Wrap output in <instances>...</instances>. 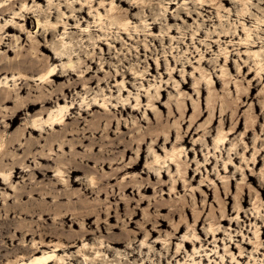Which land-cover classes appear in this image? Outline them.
<instances>
[{
    "label": "rangeland",
    "instance_id": "374dc122",
    "mask_svg": "<svg viewBox=\"0 0 264 264\" xmlns=\"http://www.w3.org/2000/svg\"><path fill=\"white\" fill-rule=\"evenodd\" d=\"M2 6L7 16L0 14V34L7 25L11 29L2 34L6 46L0 48V62L27 58L19 68L0 70V91L11 93L10 102L0 104V165L18 171L13 187L0 184L3 264L33 255L31 236L16 234L21 224L30 227L43 219L40 226L46 232L61 228L50 215L26 217L27 210L40 203H53L49 206L69 214L68 219L76 208L81 212L89 248H82L77 238L80 226L70 228L67 223L62 230L67 235L76 231V238L71 233L73 239L66 240L75 247L56 252L65 257V264H264V74L256 73L255 64L264 61V0H0ZM31 65L33 73L27 68ZM54 65L59 73L70 69L74 74L51 78L47 84L35 80ZM18 72L29 78L23 92L15 91L18 85L11 80ZM43 96L52 102H41ZM36 100L40 103L35 109H24ZM58 103L70 111L64 117L65 127L70 126L67 136H62V126L42 136L30 133L32 120L45 119ZM219 129L228 135L215 148ZM79 138L83 143L76 154H97L105 167L92 158L81 163L82 169L68 172L83 160L70 155L69 145L59 148L58 142ZM30 139H39V144L21 172L22 146ZM122 140L129 143L127 152L123 146L110 149V142ZM173 147L181 151L176 157L179 168L166 170V152ZM39 153L55 162L36 158ZM155 154L167 162H154ZM35 162L53 171L46 178L38 176ZM133 162L137 169L127 168ZM147 164L160 167L163 177H149ZM56 168L61 175H55ZM101 173H112L115 179L99 185ZM68 176L83 183L70 186L75 191L71 198H48L45 203L38 194L15 196L23 184L26 190L32 184L47 187ZM123 185L129 186L127 191ZM143 185H150L149 191H141ZM93 186H109L106 189L115 193L97 195L91 192ZM210 224L217 228L214 234ZM19 247L27 250L20 252Z\"/></svg>",
    "mask_w": 264,
    "mask_h": 264
},
{
    "label": "bare ground",
    "instance_id": "6f19581e",
    "mask_svg": "<svg viewBox=\"0 0 264 264\" xmlns=\"http://www.w3.org/2000/svg\"><path fill=\"white\" fill-rule=\"evenodd\" d=\"M35 1H37V0H35ZM26 6V4L25 3H23L22 4V7H25ZM0 14H2L3 16H7V9L6 8H4L3 6L0 8ZM15 14V13H14ZM12 21V20H11ZM6 23H8V22H6ZM118 23L120 24V26H123V27H126V25H127V23L126 22H120V21H118ZM46 25H55V23L54 22H47V24ZM64 25H66V23H64ZM3 28V26H1V24H0V30ZM11 29V25H7L6 26V30L5 31H3L1 34H0V48H3V47H5L6 46V43H5V38L3 39L2 38V34L3 33H5V32H7L8 30H10ZM244 29H247V28H245L244 27ZM50 34V32H47L46 33V36H48ZM42 49H46V50H49L47 47H44L43 48V46L41 47ZM11 51V49L8 47L7 48V53H9ZM253 55L255 56V57H258L259 56V54H258V52L257 51H253ZM12 62V63H11ZM27 62V58H26V56L24 57L23 56V58H20L17 62L16 61H11V60H9V61H4V62H0V70H5V69H9V67H14L15 65H16V67H17V65H20L21 66V64H23L24 63V65H25V63ZM255 64H257L259 67L256 69V73L257 74H261V76H262V73L264 74V61L262 62L261 61V59H257V61H256V63ZM30 65V64H29ZM23 67V66H22ZM27 67V66H26ZM17 68H19V66L17 67ZM28 68V71L29 72H34L35 71V66L33 67L32 65L30 66V68H29V66L27 67ZM26 68V69H27ZM21 69V68H20ZM11 70V69H10ZM56 70V66L54 65V66H52V67H50L44 74H42V75H40L38 78H36L35 80H41L42 82H44L45 84H47L50 80L49 79H55V78H58V77H63L64 75H66V76H71V75H73L74 73L73 72H71L70 71V69H66V70H63V72H61V73H59V70L58 71H55ZM64 73H66V74H64ZM16 74L17 73H13L12 74V79L11 80H14V86H16V85H18V87L17 88H14L15 89V91H19V92H23L25 89H26V85H27V80L29 79V78H27L24 74H21V73H19L18 72V76H16ZM8 76H5V79L7 78ZM18 82V83H17ZM208 83H209V80H208ZM121 84H123V81H122V83ZM216 85V81H215V83H214V86ZM2 91V92H1ZM0 91V104H2V103H8V102H10V90H9V92L8 91H5L4 93H3V90H1ZM203 93V89H199L198 90V93ZM13 93V92H12ZM160 93H158V95H159ZM38 99V98H37ZM39 100H41V102H44V103H50V102H52V99H50V98H46V96H43V97H39ZM136 101H137V103H136V105H139V99H138V97H137V99H136ZM40 102L39 101H30V102H28V103H26L25 104V106H24V109L25 110H27V111H30V110H33V109H35L36 108V106L39 104ZM102 105H106V101H103L102 102ZM153 104L151 103V105L150 106H152ZM96 106V104H93V106L91 105L90 107H88L87 109H92L93 107H95ZM19 107H20V105H19ZM18 108V107H17ZM72 108V107H71ZM70 108V109H71ZM254 108H255V104H254ZM15 109V108H14ZM123 109H127V107H123ZM21 109L19 108V110H17V112L18 111H20ZM187 110V109H186ZM170 111H173V107H171L170 108ZM68 112H70L69 111V109H68V105L67 104H63V105H61L60 103H58L57 104V107H56V110H51V111H49L48 112V114H47V117L44 119V118H40V117H38V118H34L33 120H32V123H31V125L30 126H28V128L30 129V133H38V135H40V136H42V134H44L45 133V131L46 130H50V129H54L56 126H62V128H61V134H62V136H64L65 137V135L67 136V127H65V125H64V122H65V120L67 119V117L66 118H64L65 117V115L68 113ZM17 116H18V114L16 113L15 115H13V117H12V121H14L16 118H17ZM105 116V115H104ZM101 117V116H99V118L101 117V119L100 120H103L104 118H106V116L105 117ZM225 116L227 117V114H225ZM224 117V116H223ZM98 118V119H99ZM67 125V124H66ZM77 125H78V123H77ZM239 125H240V121H238V123L236 124V127H239ZM70 127V126H69ZM68 127V128H69ZM74 129V128H73ZM73 129H71L72 131H73ZM70 130V129H69ZM70 130V131H71ZM74 132V131H73ZM108 132V131H107ZM227 132V131H226ZM71 133V132H70ZM94 133V132H93ZM232 132H229V134H231ZM60 134V135H61ZM226 135H228V134H225L224 133V129H219L218 130V133H217V135H216V137H215V145H214V147L215 148H218V144L219 143H224V140H225V138H226ZM52 136V135H51ZM57 136V135H56ZM158 136V135H157ZM156 136V138H155V141L157 142V141H159L160 140V138H158ZM167 137H169L168 135H167ZM60 138V137H59ZM42 139V138H41ZM44 139H45V137H44ZM167 139V138H166ZM154 140V139H153ZM10 141V140H9ZM7 142L8 144H9V147H14L13 146V144L14 143H11V142H13V141H10V142ZM46 141V140H45ZM57 141V140H56ZM55 141V142H56ZM118 141V140H117ZM51 142V141H50ZM54 141H52V143H53ZM54 142V143H55ZM89 142H92L91 140H89ZM121 142V141H120ZM120 142H116V141H112V142H110V145H111V148L110 149H116V148H120L121 146H123L124 147V150H123V152H127L128 151V147H129V143H127V142H123V140H122V142L120 143ZM17 143H18V141H17ZM49 143V142H48ZM47 143V144H48ZM52 143H49L50 145H49V148L50 149H48V150H50V151H52ZM83 143V140L82 139H80L79 138V140H76V141H74V140H72V141H69V143L67 144V143H65L63 140L62 141H60V142H58V147L59 148H63V147H65V146H67V145H69L68 147H70L71 149H72V154H70V155H72L73 157H77L76 155L78 154V155H80L79 154V152L76 154V152H75V150H76V148H78V147H80V146H82L81 144ZM7 144V145H8ZM38 144H39V139L38 140H32V139H30V140H28L27 141V143L24 145V146H22V148H23V156L21 157L22 159H20L21 160V162H20V165H22V170H20L21 172H24V171H26V170H24L25 169V165H24V162L25 161H27L28 160V158L29 157H31L30 156V153H32L31 151H32V149H34L35 147H37L38 146ZM46 144V145H47ZM56 144V143H55ZM92 144H94V142L92 143ZM16 145V144H15ZM90 145H91V143H90ZM110 145H108V146H110ZM130 145H131V143H130ZM20 146V145H19ZM18 146V147H19ZM51 146V147H50ZM20 148H21V146H20ZM103 148V147H102ZM108 148V147H107ZM126 148V149H125ZM19 149V148H18ZM105 149V148H104ZM109 149V150H110ZM63 150V149H62ZM43 151V150H42ZM40 152V151H39ZM71 152V151H70ZM93 152V151H92ZM91 152V153H92ZM95 152V151H94ZM93 152V153H94ZM106 152H108V151H106ZM110 152H112L111 150H110ZM45 153V152H44ZM180 153H181V151L180 150H177V148H175V147H173L172 148V150H171V152L170 153H168V152H166V157L168 158V161H169V163H167V165H165V167H167L166 168V170H168L170 167H172L173 165H176L177 166V170H178V168H179V163H176V161H178V160H176V157H178L179 155H180ZM43 154V153H42ZM46 154V153H45ZM82 154V153H81ZM98 154H102V153H99L98 152ZM52 155V154H51ZM63 155V154H62ZM62 155H61V157H62ZM94 155V154H93ZM93 155L92 154H90V153H86V154H82V155H80L79 156V159H82L83 161H78V164L75 166V168H81L82 169V162H85V161H89L90 159H92L93 158ZM34 156V155H33ZM71 156V157H72ZM95 156H97V154L95 155ZM95 156H94V163H96L95 165H97V166H99V165H101V167H105V165H106V162H103V161H101L100 160V158H99V156H98V158H99V160H98V158L96 159L95 158ZM102 156H104V155H102ZM106 156H108V155H106ZM58 157V156H57ZM73 157H72V159H73ZM33 159H35L34 157H32ZM36 158H38V159H42V160H44V161H52V158H50V156H47V155H41V153H39V154H37V156H36ZM58 158H60V156L58 157ZM78 158V157H77ZM106 158H108V157H105V159ZM113 158V157H112ZM112 158H110V160L112 159ZM60 159H63V158H60ZM71 159V160H72ZM160 159H162V157H160V155H158V154H155L154 155V162H161L162 160H160ZM164 159H165V156H164ZM178 159V158H177ZM253 159V158H252ZM36 160V159H35ZM54 160V159H53ZM74 160V159H73ZM72 160V161H73ZM98 160V161H97ZM113 160H115V159H113ZM58 161H59V159H58ZM63 161H64V159H63ZM93 161V160H92ZM106 161V160H105ZM112 161V160H111ZM23 162V163H22ZM52 162H55V160L54 161H52ZM108 162V161H107ZM167 162V160L165 161V160H163L161 163L162 164H165ZM36 164V167L34 168V174H37L38 176L39 175H41L42 177H47V176H49V174L53 171L52 169H51V167L50 166H48V165H39L38 166V162H35ZM58 163L59 162H57V163H55V164H57L58 165ZM65 164H66V162H64ZM134 163V162H133ZM132 164V163H131ZM67 166V165H66ZM111 166V165H110ZM69 167V166H68ZM137 167H138V164L137 163H134V164H132V165H130V166H127V168H131V169H137ZM164 167V166H163ZM62 168V167H61ZM78 168L77 169H72L71 171H68V172H70V173H74L75 171H77L78 170ZM84 168V167H83ZM125 168V167H124ZM144 168H146L147 169V172H148V175H149V177H151L152 175H153V173H154V175H157V176H160V177H163V175H164V171H159V169H160V167H158V168H153V167H151V166H149V164H147V167L145 166ZM100 169V168H99ZM104 169V168H103ZM122 169V168H121ZM55 170V172H56V176H59V175H61V173H62V171L59 169V168H56V169H54ZM114 170H116V169H113L112 168V172L114 171ZM111 171V170H110ZM120 171V170H119ZM188 171H189V169L187 170V172L186 173H188ZM16 172H18L17 170H15V169H12V168H8L7 170H4L3 169V166H1L0 165V184H2V185H5L6 186V188H10V187H13V185H12V181H13V177H15V173ZM116 172L117 171H115V172H113V173H115V174H113V175H116ZM118 173V172H117ZM100 174V173H99ZM98 174V175H99ZM106 174H107V172H106ZM106 174H103V173H101V176L99 175V177H100V180H101V182H100V184L99 185H103V183H106L107 184V182L109 181V180H112V179H115V177L112 175V173L110 174V173H108V175H106ZM109 174H110V176H109ZM65 176V175H64ZM71 176V175H70ZM70 176H68V179H67V177L65 178H57V180H58V184L57 185H62L63 186V189L60 191V192H58L57 190L56 191H54L53 190V188H56V186L57 185H55L54 183H51L50 181V183L48 184V186L47 187H45V186H43V184L41 185V183H39L40 185L39 186H37L36 184L35 185H31L29 188H28V190H26V188L28 187V186H26V184H23L22 185V188L17 192V194L15 195V196H17V197H24V196H29L30 195V197H31V195L32 194H38L41 198H42V201H44L45 202V200H47L48 198H51V199H57V198H62V197H65V199H67V198H71V196H73L72 194H74L75 193V191H70L71 190V188H70V186L71 185H74V184H76V183H79V184H83L82 183V181H81V179L79 178V179H75V180H72L71 178H70ZM106 176H108V177H106ZM95 177V176H94ZM117 177H119V175L117 176ZM116 177V178H117ZM54 178H56V177H54ZM98 178V177H97ZM32 180V179H31ZM56 180V181H57ZM34 181H36V180H34ZM94 183H95V181H93ZM97 182H99V181H97ZM34 183V182H33ZM37 183H38V181H37ZM57 183V182H56ZM93 183V184H94ZM109 184V183H108ZM45 185V184H44ZM87 186V185H86ZM94 188H92L91 189V192H96V194L97 193H99V194H103V193H105L106 195H108L109 197H111V196H113V194L115 193L113 190L112 191H109V189H106V188H108V187H99V186H93ZM123 191H127V189H128V187H125L124 185H123ZM139 188H141V191H145V192H147V191H149V189H150V185H143V186H140ZM89 189L90 188H88V190L87 191H89ZM111 189V188H110ZM73 190V189H72ZM121 189H120V191H122ZM79 193V192H78ZM99 194H97V195H99ZM76 195H77V192H76ZM108 196H106V197H108ZM79 197V196H78ZM29 198V197H28ZM32 198V197H31ZM30 198V199H31ZM81 198V197H80ZM79 198V199H80ZM82 199V198H81ZM34 200V199H33ZM71 199H69L68 201H70ZM79 201H81V200H79ZM82 201H84V200H82ZM40 202V201H39ZM20 203V202H19ZM18 203V205H20ZM31 203V202H30ZM46 203V202H45ZM73 203H75V202H73ZM77 203H80V202H77ZM86 203V202H85ZM36 204H37V202H36ZM48 204V203H47ZM47 204H41L40 203V205L39 206H37V207H35V206H33V207H35V208H30V210L28 209L27 211L28 212H26L27 214H25L26 215V217L27 216H30V217H33V215L35 216V215H38V217H43L44 215H50L51 216V218H52V220H55V221H58V222H55L56 223V225H59L61 228H58V227H53L54 225H55V223L53 222V228L49 231V232H46V230L45 229H43L40 225H41V222L42 223H44L43 222V219L41 220V222L39 221V223H37L38 225H33V226H26V224H21V225H23V227L20 225V226H18L17 227V225H16V227H17V229H16V234L17 233H19L21 236H22V238H24V239H26L28 236H31V241H32V243H33V245H34V248H32V252H33V255L31 256V257H29V258H25V257H21L19 260H9V261H7L6 262V264H65V257L64 256H59L58 255V253H56L57 251H62V250H68V249H70V248H73V247H75V244H69L71 241L70 240H72L73 238H72V234L73 233H75V232H71V230H70V235H67V233H65L66 231L64 230H62L65 226H67V223H70V228L71 227H74L75 225H79L80 226V229H79V232L78 233H76L77 234V238H79L80 239V241H82V245H81V247L83 248H85L86 247V244L84 243L85 242V240L87 239V237L89 236V233H86V230H84L83 229V222H80V220H81V217L82 216H80L79 214L81 213L80 212V210H77V208L74 210V212L75 213H71V212H69V213H71L70 215H71V218L70 219H68V215L69 214H63L61 211H59V210H56V209H59L58 207H55V208H53V205L52 206H49V205H51V204H53V203H51V204H49V205H47ZM55 204V203H54ZM99 204V203H98ZM13 207H15V203H13ZM75 205V204H74ZM81 205V204H80ZM80 205H78V206H80ZM86 205V204H85ZM84 205V206H85ZM154 206L155 207H158L159 209L160 208H162V209H164L165 207H163V204H159V205H156V204H154ZM17 207H20V206H17ZM17 207H16V209H17ZM75 207H77V206H75ZM83 207V206H82ZM98 207V206H97ZM74 208V207H73ZM80 208H81V206H80ZM157 208V209H158ZM23 209V208H22ZM9 210H11V208L9 209ZM73 210V209H72ZM23 211V210H22ZM77 211H79V214H78V212ZM97 210H95V212H96ZM14 212H16V213H19L18 212V210H15ZM76 212H77V214H76ZM28 213H30V214H28ZM174 213V210L173 211H170V214H173ZM20 214V213H19ZM23 214V215H24ZM83 214V213H82ZM81 214V215H82ZM99 214V213H98ZM109 215V214H108ZM86 216H84V219H83V221H85V220H87V218H85ZM83 218V217H82ZM109 219H111V216H109ZM46 220V219H45ZM36 224V223H35ZM19 225V224H18ZM32 225V224H31ZM159 225H163V223H161V224H159ZM25 226V227H24ZM36 226H38V228L36 227ZM15 227V228H16ZM181 228H182V225H180V226H178V227H176V233H179L180 231H181ZM209 228H210V230L212 231V233L214 234V232H215V230H217V228H214V224H210L209 225ZM6 229V228H5ZM1 232V231H0ZM68 233V234H69ZM72 233V234H71ZM16 234H14L13 236H12V238H14L15 236H16ZM68 236H71V237H68ZM73 236H74V238H76V236L73 234ZM192 236L193 237H197V235L195 234V233H193L192 234ZM36 237H39V239H40V241H38V242H35V238ZM48 237H50L51 239H54V238H56V239H58V242H54V243H48L47 242V238ZM115 236H112V235H110V238H111V240H114L113 238H114ZM117 237V236H116ZM184 237H186V236H184ZM11 238V237H10ZM67 238H70V240H66ZM72 238V239H71ZM15 239H17L16 237H15ZM117 239V238H116ZM62 240V241H61ZM13 241V240H12ZM115 241V240H114ZM189 241L188 240H185V246L187 245V243H188ZM114 243H117L116 241L114 242ZM45 247H51V248H53L52 250H48V251H46L45 250ZM86 248H89V247H86ZM19 249H21L20 250V252H25L26 250H27V248H20L19 247ZM29 249V248H28ZM194 250H196L197 248H196V246H194V248H193ZM42 252L41 254H39V252ZM98 257V251H96V254H95V257L94 258H97ZM232 259H234V257L232 256L231 257ZM87 258H86V256H85V260H86ZM0 264H3V261H1L0 260Z\"/></svg>",
    "mask_w": 264,
    "mask_h": 264
}]
</instances>
